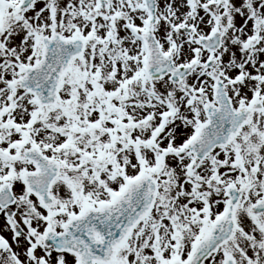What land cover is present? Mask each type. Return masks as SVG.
I'll use <instances>...</instances> for the list:
<instances>
[{
    "label": "snow or ice",
    "instance_id": "1",
    "mask_svg": "<svg viewBox=\"0 0 264 264\" xmlns=\"http://www.w3.org/2000/svg\"><path fill=\"white\" fill-rule=\"evenodd\" d=\"M0 264H264V0H0Z\"/></svg>",
    "mask_w": 264,
    "mask_h": 264
}]
</instances>
